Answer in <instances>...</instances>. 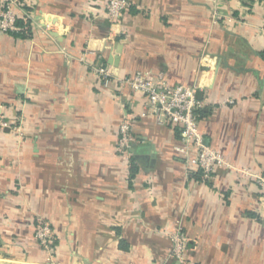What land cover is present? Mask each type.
Segmentation results:
<instances>
[{
    "label": "crops",
    "instance_id": "0c3cea01",
    "mask_svg": "<svg viewBox=\"0 0 264 264\" xmlns=\"http://www.w3.org/2000/svg\"><path fill=\"white\" fill-rule=\"evenodd\" d=\"M108 1L20 0L31 35L0 29V110L24 133L0 132V264H264V0H129L116 22ZM99 62L196 85L200 132L234 168L194 178L178 127L142 116L146 97L117 79L103 86Z\"/></svg>",
    "mask_w": 264,
    "mask_h": 264
},
{
    "label": "built area",
    "instance_id": "2783aa9c",
    "mask_svg": "<svg viewBox=\"0 0 264 264\" xmlns=\"http://www.w3.org/2000/svg\"><path fill=\"white\" fill-rule=\"evenodd\" d=\"M0 2L1 31L12 34L19 32L21 30L18 26L19 19H23L25 23L28 21V16L22 18L14 11V7L20 5V0H0ZM131 5L129 0H109L106 5L107 16L113 22L119 21ZM92 70L105 87L117 79L133 91L142 93L146 97L142 116L155 115L160 122H171L178 127L180 143L175 149L184 159L190 173L201 174L202 182L210 181L218 167L234 168L218 149L206 143L200 132L199 118L203 102L198 96L196 85H171L162 76L154 77L141 72L123 78L116 77L112 68L103 62L94 64ZM7 129L19 137L24 135L21 121L18 119L15 122L10 121L0 110V132ZM136 141V137L131 132L130 121H123L119 130L118 152L131 159V149ZM240 173L250 175V171L246 169H241ZM260 180L264 184V180ZM35 236L39 245L52 256L55 235L51 223L40 219L36 225ZM170 238L171 256L183 261L184 253L188 248V236L181 229H177Z\"/></svg>",
    "mask_w": 264,
    "mask_h": 264
},
{
    "label": "trees",
    "instance_id": "16d2710c",
    "mask_svg": "<svg viewBox=\"0 0 264 264\" xmlns=\"http://www.w3.org/2000/svg\"><path fill=\"white\" fill-rule=\"evenodd\" d=\"M0 7H1V2H0ZM18 26L21 28V30L17 33H13L14 35L17 36H21V37H28L31 35V27L29 26V21L27 23H25V21L23 19H19L18 21ZM264 56V54H263ZM137 166H136V162L133 160L132 164H131V172H132V176H134L137 172ZM194 178L201 180V174L198 173H194L192 175Z\"/></svg>",
    "mask_w": 264,
    "mask_h": 264
},
{
    "label": "water",
    "instance_id": "95a60500",
    "mask_svg": "<svg viewBox=\"0 0 264 264\" xmlns=\"http://www.w3.org/2000/svg\"><path fill=\"white\" fill-rule=\"evenodd\" d=\"M114 60V59H113ZM112 59L110 60V63H112V64H117V61H113Z\"/></svg>",
    "mask_w": 264,
    "mask_h": 264
}]
</instances>
